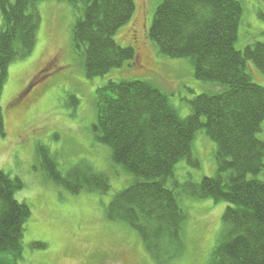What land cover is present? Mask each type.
Masks as SVG:
<instances>
[{"label": "trees", "instance_id": "obj_1", "mask_svg": "<svg viewBox=\"0 0 264 264\" xmlns=\"http://www.w3.org/2000/svg\"><path fill=\"white\" fill-rule=\"evenodd\" d=\"M47 0H0V135L5 119L1 95L12 63L35 50L41 25L39 3ZM71 4L79 14L72 29L73 48L87 78L121 68L136 57L121 46L119 28L136 10L135 0H54ZM239 0H161L149 38L159 54L189 58L195 77L212 83L192 101L183 117L167 94L146 80H109L96 90L95 140L111 148L115 164L133 174L134 182L118 191L105 208L111 222L129 225L158 264L181 256L188 214L179 193L169 186L181 161L199 167L193 153L196 133L204 130L216 144V173L200 182H186L182 191L195 199L229 203L222 216L220 238L208 264H264V86L249 73L253 63L264 74V41L236 47L242 22ZM41 77L26 89L36 86ZM24 91V92H26ZM72 103L79 99L71 97ZM45 178L72 194L106 195L109 175L81 161L67 173L45 144L37 145ZM19 176L0 168V264H18L31 208L16 193ZM42 249L46 243L35 242Z\"/></svg>", "mask_w": 264, "mask_h": 264}, {"label": "rangeland", "instance_id": "obj_2", "mask_svg": "<svg viewBox=\"0 0 264 264\" xmlns=\"http://www.w3.org/2000/svg\"><path fill=\"white\" fill-rule=\"evenodd\" d=\"M160 1L135 0L133 17L115 35L121 46L134 47L135 59L94 79L87 78L73 48L77 10L67 2L39 3L42 19L35 50L10 65L1 95L6 134L0 135V168L23 180L24 188L16 197L31 208L23 238V258L18 264H158L135 230L106 218L105 208L114 194L130 186L135 177L114 163L108 145L95 140L93 124L96 90L109 80L152 82L167 94L183 117L191 113V101L197 95L218 91V86L195 77L189 58L159 54L148 32ZM239 1L243 16L236 47L243 50L264 41V0ZM248 71L255 82L264 86V74L251 62ZM37 77L43 79L26 91ZM72 96L79 99L78 105L72 103ZM259 137L264 140V124ZM40 143L56 155L63 173L81 161L106 172L111 191L106 195L87 191L72 194L49 182L37 158ZM215 152V142L204 130L198 131L193 153L200 166L181 161L175 177L169 180L188 214L185 247L181 256L169 264H208L220 238L222 216L229 203L195 199L182 191L186 182L198 183L215 175ZM35 242L46 243V247L32 248Z\"/></svg>", "mask_w": 264, "mask_h": 264}]
</instances>
